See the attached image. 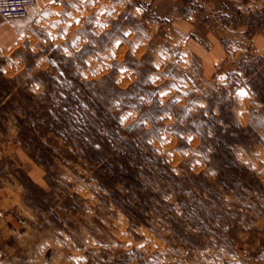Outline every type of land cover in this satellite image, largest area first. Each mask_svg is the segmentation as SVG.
<instances>
[{
  "label": "rangeland",
  "instance_id": "374dc122",
  "mask_svg": "<svg viewBox=\"0 0 264 264\" xmlns=\"http://www.w3.org/2000/svg\"><path fill=\"white\" fill-rule=\"evenodd\" d=\"M211 29L241 45L227 82L194 53ZM262 34L264 0H35L0 18V264H264ZM84 131L158 165L138 221L100 188Z\"/></svg>",
  "mask_w": 264,
  "mask_h": 264
},
{
  "label": "trees",
  "instance_id": "16d2710c",
  "mask_svg": "<svg viewBox=\"0 0 264 264\" xmlns=\"http://www.w3.org/2000/svg\"><path fill=\"white\" fill-rule=\"evenodd\" d=\"M90 128L95 131L94 127ZM82 133L88 136L86 131ZM107 134L100 136L96 131L88 136L91 141H87L77 133V147L82 150L86 164L97 169L95 178L99 180L100 188L108 191V197L129 219L138 221L140 215L134 209H129L128 204L136 198L148 202L160 196L153 194L152 188L144 184L151 177L152 170H158V165L153 163L149 154L133 149L135 144L129 140L118 141L121 151L117 152L114 149L115 141ZM144 161L148 165L142 164Z\"/></svg>",
  "mask_w": 264,
  "mask_h": 264
},
{
  "label": "crops",
  "instance_id": "0c3cea01",
  "mask_svg": "<svg viewBox=\"0 0 264 264\" xmlns=\"http://www.w3.org/2000/svg\"><path fill=\"white\" fill-rule=\"evenodd\" d=\"M137 1L150 2L151 0ZM219 34L220 33H217L215 29L205 31L202 35H200V37L203 38V44H200L199 42L196 43L194 53L198 56L201 67L207 75L215 76V79L227 82L230 74H235L238 54L242 50L240 49L241 45H239V43H223L219 38ZM254 39V44L257 48L258 54L264 58V34L256 36ZM229 57L230 59H227ZM226 59L227 62L224 67L216 73L218 64L222 63ZM234 76L236 77V74ZM239 87L237 89H240Z\"/></svg>",
  "mask_w": 264,
  "mask_h": 264
},
{
  "label": "built area",
  "instance_id": "2783aa9c",
  "mask_svg": "<svg viewBox=\"0 0 264 264\" xmlns=\"http://www.w3.org/2000/svg\"><path fill=\"white\" fill-rule=\"evenodd\" d=\"M34 5L35 0H0V18L6 22L24 20Z\"/></svg>",
  "mask_w": 264,
  "mask_h": 264
},
{
  "label": "snow or ice",
  "instance_id": "6c2138e0",
  "mask_svg": "<svg viewBox=\"0 0 264 264\" xmlns=\"http://www.w3.org/2000/svg\"><path fill=\"white\" fill-rule=\"evenodd\" d=\"M53 2H55V0H53ZM77 23H79V21H77ZM65 51H67V49H65Z\"/></svg>",
  "mask_w": 264,
  "mask_h": 264
}]
</instances>
